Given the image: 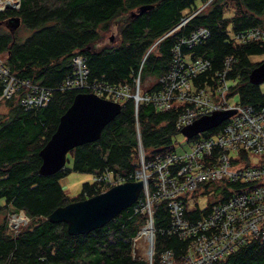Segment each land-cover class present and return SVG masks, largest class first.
Returning a JSON list of instances; mask_svg holds the SVG:
<instances>
[{
  "label": "trees",
  "instance_id": "obj_1",
  "mask_svg": "<svg viewBox=\"0 0 264 264\" xmlns=\"http://www.w3.org/2000/svg\"><path fill=\"white\" fill-rule=\"evenodd\" d=\"M182 17L188 19L174 28ZM199 26L207 29L206 37L191 45L180 42ZM252 26L264 28V0H19L18 8L0 10V57L4 64L19 78L54 88L43 106L23 107L19 102L23 88L9 98L0 97V264H148L130 248L131 237L146 217L145 211L134 209L144 197L143 191L107 223L86 233L70 235L64 222H51L46 216L57 205L110 186L92 179L83 182L81 191L69 198L60 179L70 170H109L133 180L139 166L138 138L146 159L173 151L175 135L180 133L176 118L182 105L174 103L168 109L156 110L141 101L134 115L132 99H124L98 138L66 152L65 162L69 161L70 167L39 174L38 151L78 91L59 87L72 71L74 54L85 55L89 81L127 83L133 90L139 69L140 93L160 87L159 76L174 62V45L180 47V58L209 61L210 69L194 78L196 84L208 82L212 71L232 54L229 77L236 74L238 78L229 95L237 92L241 103L262 106L260 84L251 83L248 75L260 62L249 57L264 53V42L238 43L232 39L233 33ZM108 28L114 32L105 35ZM25 31L29 32L22 36ZM1 88L0 81V93ZM221 125L191 138L214 135ZM211 183H215L218 199L200 208L197 202L189 206L184 194L185 216L205 214L237 187V182L221 179ZM11 209H21L28 216L27 223L16 231L9 230L6 223ZM151 216L152 264H157L158 250L170 248L177 257L182 255L186 241L170 231L165 199L152 201ZM211 264H264V240L250 239Z\"/></svg>",
  "mask_w": 264,
  "mask_h": 264
},
{
  "label": "built area",
  "instance_id": "obj_2",
  "mask_svg": "<svg viewBox=\"0 0 264 264\" xmlns=\"http://www.w3.org/2000/svg\"><path fill=\"white\" fill-rule=\"evenodd\" d=\"M6 2L0 0V10ZM11 4L18 8L19 0H13ZM187 19L188 17H182L174 28L185 23ZM207 35V29L199 26L191 31L188 39L180 42L191 45ZM232 39L238 43L253 40L264 42V28L249 27L233 33ZM150 49L143 55L141 63ZM172 50L175 59L171 69L159 76L161 85L153 91L139 92V69L133 78V90L127 83L89 81L86 58L81 53L71 57L72 71L59 87L93 91L119 102L130 98L133 101L134 115L141 101L152 104L156 110L168 109L174 103L181 104L176 118L178 127L214 110L235 109L220 123L222 125L216 134L193 139L190 148L182 152L173 150L155 153L146 159L139 138L137 142L139 166L132 179L142 178L145 184L141 190L144 197L134 209L145 211L146 217L137 233L130 239L131 253L136 254L135 241L142 235L146 245L140 256L148 264H152L154 226L151 205L154 199H165L170 217V231L184 239L186 247L179 257L170 248L158 250L156 263L211 264L250 239L264 240V105L254 106L240 101H229V92L238 78L236 74V78L229 77L230 67H233L234 62L232 54L226 55L222 66L212 71L208 82L196 84L194 78L210 69L209 61L201 57L191 61L180 58L178 44ZM0 81V97L9 98L15 91L23 88L19 102L25 108L45 105L54 89L15 76L1 57ZM260 86L264 95V81ZM136 132L138 137L137 127ZM248 152L260 154V161L251 162ZM92 177L95 181L112 185L125 181L129 175L107 170L102 173L93 172ZM148 178L150 181L146 182ZM220 179L237 182V187L226 199L212 204L205 214L196 218L185 216L181 197L186 194L187 203L191 206L192 197L189 195L192 191ZM26 218L28 216L21 209L9 210L6 214L8 229L16 231L18 224L27 220Z\"/></svg>",
  "mask_w": 264,
  "mask_h": 264
},
{
  "label": "water",
  "instance_id": "obj_3",
  "mask_svg": "<svg viewBox=\"0 0 264 264\" xmlns=\"http://www.w3.org/2000/svg\"><path fill=\"white\" fill-rule=\"evenodd\" d=\"M4 7L14 8L8 1ZM248 79L254 84L264 81V60L251 69ZM120 107L121 102L102 97L93 91H76L69 105L59 115L54 131L38 151L41 157L38 173L50 174L61 169L65 165L66 152L74 146L98 138L103 126L119 112ZM234 111L231 108L200 115L182 125L179 131L191 138L218 126ZM149 181L148 178L146 182ZM144 184L142 178L112 184L100 192L55 206L46 218L51 222H64L66 232L70 235L86 233L104 225L131 205L138 198ZM45 264L61 263L50 261Z\"/></svg>",
  "mask_w": 264,
  "mask_h": 264
},
{
  "label": "rangeland",
  "instance_id": "obj_4",
  "mask_svg": "<svg viewBox=\"0 0 264 264\" xmlns=\"http://www.w3.org/2000/svg\"><path fill=\"white\" fill-rule=\"evenodd\" d=\"M3 1H5V0H3ZM6 1H8V0H6ZM28 32L29 31H25L21 34H23L22 36H24ZM110 32H114V31H113V29L108 28L106 31H104V34L107 35ZM249 59L251 61H262V60H264V53L250 55ZM260 87L262 88V86H260ZM142 90L143 89L141 88V92H142ZM238 100H239V95L237 92L234 95H230V97H229V101L231 103L237 102ZM175 139L176 140L174 142V151H176V152H182L185 149H189L191 142L193 140L192 138L185 137L181 132L175 135ZM248 157H249V160L253 163H258L261 159V155L258 153L248 152ZM70 165H71V163L69 161L65 162L66 167H70ZM92 179H93L92 172L70 170L69 172H67L65 174V176H63L60 179V184H61L64 192L66 193V195L69 198H71L81 191L83 182L92 181ZM214 185H215V183H209L208 185L199 186L197 191H196V195H194L190 199L191 204L194 205V202H197L198 206L200 208H203L208 203L215 202L218 199V196H217L218 194L214 191ZM11 217H13V216H11ZM11 217H10V219H11ZM27 221H28V219L23 221V222H20L18 224L17 229H19V227H21L23 224L25 225L27 223ZM135 242H136L137 252L141 253L144 250V247L146 245V242L143 239V236L139 235L136 238Z\"/></svg>",
  "mask_w": 264,
  "mask_h": 264
},
{
  "label": "bare ground",
  "instance_id": "obj_5",
  "mask_svg": "<svg viewBox=\"0 0 264 264\" xmlns=\"http://www.w3.org/2000/svg\"><path fill=\"white\" fill-rule=\"evenodd\" d=\"M9 1H10V3H11L13 0H9ZM152 46H153V45H152ZM150 48H151V47H150ZM148 49H149V48H148ZM148 49H147V50H148ZM147 50H146V51H147ZM197 77H198V76H197ZM132 178H133V177H132ZM132 178H131V179H132ZM133 180H134V179H133Z\"/></svg>",
  "mask_w": 264,
  "mask_h": 264
}]
</instances>
